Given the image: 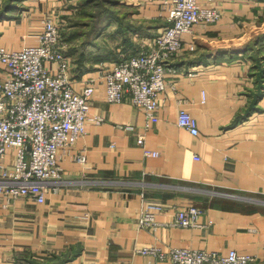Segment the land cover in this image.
I'll return each mask as SVG.
<instances>
[{
  "label": "crops",
  "instance_id": "crops-1",
  "mask_svg": "<svg viewBox=\"0 0 264 264\" xmlns=\"http://www.w3.org/2000/svg\"><path fill=\"white\" fill-rule=\"evenodd\" d=\"M15 2L0 16V46L8 50L34 43L44 18L58 20L67 4ZM125 3L130 35L119 56L136 51L168 23L161 0ZM216 4L220 21L197 24L183 36L186 49L174 65L197 72L168 74L157 123L149 124L129 99L109 101L99 82L90 116L102 121H88L75 145L60 151L63 175L45 202L0 193V264H172L141 251L151 246L235 249L254 255L252 264H264V84L249 55L264 25L259 20L264 0ZM191 42L197 45L193 52L187 48ZM115 54L106 65L119 59ZM97 66L100 62L93 69H72L77 88L82 75L91 76ZM0 75H6L2 66ZM183 106L197 118L198 135L178 125ZM144 147L159 155H146ZM80 152L84 162L75 157ZM210 188L255 195L228 197L208 193ZM149 201L172 208L157 213L156 228L139 224ZM191 204L204 209L200 224H174V208Z\"/></svg>",
  "mask_w": 264,
  "mask_h": 264
},
{
  "label": "built area",
  "instance_id": "built-area-1",
  "mask_svg": "<svg viewBox=\"0 0 264 264\" xmlns=\"http://www.w3.org/2000/svg\"><path fill=\"white\" fill-rule=\"evenodd\" d=\"M217 0H161V15L167 24L150 40H143L136 51L121 52L112 65L97 66L94 73L82 75L77 88L72 75L74 61L68 53L61 24L53 17L43 20V30L34 43L8 50L0 46V193L8 199L25 196L44 203L47 194L61 180V150H70L86 132L90 108L99 82L109 101L129 99L144 111L148 123H157L170 73L196 74L174 65L186 49L183 36L195 25L206 26L221 20L223 13ZM187 48L197 49L194 42ZM177 123L193 135L200 132L197 118L180 107ZM138 141L144 145L145 137ZM146 155H159L158 150L144 147ZM86 160L85 153L75 155ZM172 209L161 201H149L142 210L139 224L156 228L159 212ZM173 223L196 226L204 209L195 204L174 208ZM143 253L159 255L172 264H252L255 256L235 249L228 253L188 246L163 251L151 246Z\"/></svg>",
  "mask_w": 264,
  "mask_h": 264
},
{
  "label": "rangeland",
  "instance_id": "rangeland-1",
  "mask_svg": "<svg viewBox=\"0 0 264 264\" xmlns=\"http://www.w3.org/2000/svg\"><path fill=\"white\" fill-rule=\"evenodd\" d=\"M64 9L58 21L63 30L67 50L72 55L74 68L93 69V64L97 62H100V65L109 64L108 57L114 52L115 56L119 57L118 51L125 40V35L128 34L130 21L129 7L125 0H67ZM260 13L259 20L263 22L264 6ZM249 45L254 46L249 55L256 68L261 70L264 68V25L257 39ZM210 190L208 193L217 192L228 197L255 195L238 191H217L214 188Z\"/></svg>",
  "mask_w": 264,
  "mask_h": 264
},
{
  "label": "trees",
  "instance_id": "trees-1",
  "mask_svg": "<svg viewBox=\"0 0 264 264\" xmlns=\"http://www.w3.org/2000/svg\"><path fill=\"white\" fill-rule=\"evenodd\" d=\"M16 0H7L4 2L3 7L0 9V16L2 14H6L9 10H11L13 7L16 6ZM64 36V35H63ZM255 67V72H257V76L259 77L260 81L264 84V68L257 69L256 65Z\"/></svg>",
  "mask_w": 264,
  "mask_h": 264
}]
</instances>
